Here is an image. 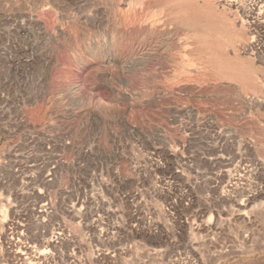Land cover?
<instances>
[{
	"label": "rangeland",
	"instance_id": "rangeland-1",
	"mask_svg": "<svg viewBox=\"0 0 264 264\" xmlns=\"http://www.w3.org/2000/svg\"><path fill=\"white\" fill-rule=\"evenodd\" d=\"M184 2L0 0V264H264V0Z\"/></svg>",
	"mask_w": 264,
	"mask_h": 264
},
{
	"label": "bare ground",
	"instance_id": "bare-ground-1",
	"mask_svg": "<svg viewBox=\"0 0 264 264\" xmlns=\"http://www.w3.org/2000/svg\"><path fill=\"white\" fill-rule=\"evenodd\" d=\"M189 1H192V0H185V2L181 6H179L181 11H182L181 16H182L183 23L186 26V28L192 30L193 32H197V34L201 38V42H202V46L201 47H202V49H204V48H205V50L206 49H212V50L218 52V50H219V42H220L219 37H227L228 39H231V41L234 40L236 34H233L232 32H230L229 29L227 28V26H223V25H221V24H219L217 22H213L212 20H210V14L206 11V8H204V6L200 7L197 4H195L194 2H189ZM240 36H242V34ZM243 37L245 38V36H243ZM246 37H248V36H246ZM248 40H249V38H248ZM244 43H246L245 40H244ZM252 44L253 43H250V46L248 44H246L247 48L248 49H252V47H253ZM242 45H243V42H242ZM246 45H245V47H246ZM238 46H239V43H238ZM198 47H200V46H198ZM219 53H221V52H219ZM226 57H228V56H226ZM229 59H231V58H229ZM225 60H228V59L225 58ZM212 61H214V60H212ZM238 66L239 65L236 64V62H223V63H219V65H217V69L216 70H217V72L222 73L221 76L224 75V77H226L228 79L236 80V81H239V82H240V80H242L244 84L246 83V84H248L251 87H255L257 85L258 81L257 80H253L250 77L248 78L247 75H244V72L242 71L241 67H238ZM212 69L214 70V68H212ZM238 69H240V71ZM257 79H258V77H257ZM260 84H261V82H260ZM263 84H264V82H263ZM259 87H261V85ZM246 90H247V88H246Z\"/></svg>",
	"mask_w": 264,
	"mask_h": 264
}]
</instances>
